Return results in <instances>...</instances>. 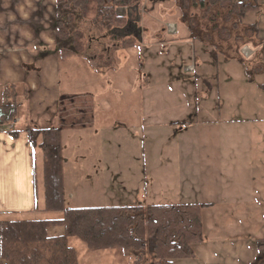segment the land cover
Instances as JSON below:
<instances>
[{
	"label": "rangeland",
	"instance_id": "374dc122",
	"mask_svg": "<svg viewBox=\"0 0 264 264\" xmlns=\"http://www.w3.org/2000/svg\"><path fill=\"white\" fill-rule=\"evenodd\" d=\"M136 11V17H124L130 24L125 28L130 35L127 39L132 42L126 50L118 49L123 38L114 39L111 33L94 29L88 22L91 15L82 23L86 37L82 56L60 62L64 76L77 72L82 88L93 91L98 100L93 126L75 132L80 135L64 143L68 158L63 172L65 205L199 202L196 195L218 202L216 178L209 183L201 170L203 152L195 129L185 134L171 126L187 120L195 123L201 116L210 119L209 112L197 111V97L208 93L209 79L214 82L219 76L222 83V63L219 69L208 45L188 39L186 26L179 21L177 0H141ZM116 12L128 14L125 8ZM255 42L260 54L253 58L250 44L240 49L248 69L254 67L255 58L257 64L264 59L261 42L257 38ZM217 60L227 62L221 55ZM79 139L81 142L76 141ZM37 154L41 177L43 154L40 150ZM221 209L217 205L203 209L202 239L207 244L195 247L192 257L175 259L174 264H247L256 258V241L264 236L263 214L224 222ZM61 217L60 211H47L19 220ZM63 233L61 226L49 228V234ZM68 244L77 251L81 264L87 263L83 256L87 244L78 236L69 237Z\"/></svg>",
	"mask_w": 264,
	"mask_h": 264
},
{
	"label": "crops",
	"instance_id": "0c3cea01",
	"mask_svg": "<svg viewBox=\"0 0 264 264\" xmlns=\"http://www.w3.org/2000/svg\"><path fill=\"white\" fill-rule=\"evenodd\" d=\"M55 6V0H0V107L7 86H14L18 104L14 121L0 125V222L47 212L43 209L44 188L37 165V153L42 150L32 147L26 126L61 130L63 158L64 143L80 135L75 132L80 133L93 126L94 108L98 103V100L95 101L96 94L82 88V79L77 77V72L64 76L60 69L61 60H73L71 57L75 56L60 57L57 52ZM257 7L242 19L246 25H256L257 39L261 42L264 56V0H258ZM128 14L122 16L129 19ZM125 31L117 30L119 39L123 38L119 50L128 47L121 46L122 41L130 36L129 30ZM252 48L253 58L260 54L257 53L260 50H256V45ZM256 59L253 60L255 63ZM245 61L243 64L236 59L227 62L217 60L218 66L220 62L223 66L222 83L219 76L214 82L209 79L208 93H199L197 97V111L209 112L210 119L201 116L195 123L187 120L171 126L185 134L189 129H195L197 143L203 152L201 170L209 183L216 178L219 185L216 191L218 202L205 197L202 200L199 195L195 199L199 201L197 203L210 204L205 208L220 206L224 222L249 220V216L254 215L257 218L261 214L264 216V67L250 80ZM24 94L26 99L22 97ZM251 95L254 96L253 101ZM245 109L249 113H242ZM222 114H229L230 117L221 119ZM237 114L242 117L236 118ZM9 131H16L17 134L14 137ZM85 134L93 137L92 133L82 135ZM76 141L81 142L80 139ZM67 162L66 157L63 159V172ZM36 181L38 195L34 200ZM205 244L207 239L206 242L202 240L193 244L194 255L197 252L195 247ZM75 252L78 264H81ZM83 256L85 264H131L134 261L132 256L123 254L119 248L88 249Z\"/></svg>",
	"mask_w": 264,
	"mask_h": 264
},
{
	"label": "trees",
	"instance_id": "16d2710c",
	"mask_svg": "<svg viewBox=\"0 0 264 264\" xmlns=\"http://www.w3.org/2000/svg\"><path fill=\"white\" fill-rule=\"evenodd\" d=\"M141 0H55L56 49L60 57L80 58L86 40L82 23L92 15L90 25L100 32L119 37L117 30L129 23L118 15L117 8H127L129 19L136 17ZM258 0H177L180 20L186 26L188 39L209 46L215 61L219 55L226 61H244L242 45H256L255 24L246 25L243 17L257 9ZM133 17V18H134ZM116 32V33H115ZM132 42L122 41L126 47ZM254 63L247 69L251 78L263 70ZM0 125L14 121L17 114L14 86L3 91ZM29 142L44 154L42 187L45 211H60L61 218L0 222V264H78L68 238L78 236L90 250L119 248L132 256L131 264H174V260L194 255L193 244L203 239V209L210 204L179 202L168 204H133L69 207L65 205L63 187L62 131L55 127L26 126ZM15 137L16 131H9ZM35 182L34 200L38 189ZM38 208V205L36 206ZM64 228V233L50 236L47 229ZM153 243L149 253L150 243ZM257 255L249 264H264V236L256 241Z\"/></svg>",
	"mask_w": 264,
	"mask_h": 264
},
{
	"label": "water",
	"instance_id": "95a60500",
	"mask_svg": "<svg viewBox=\"0 0 264 264\" xmlns=\"http://www.w3.org/2000/svg\"><path fill=\"white\" fill-rule=\"evenodd\" d=\"M2 114H3V113H2V109H0V117H1Z\"/></svg>",
	"mask_w": 264,
	"mask_h": 264
}]
</instances>
